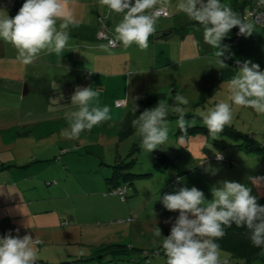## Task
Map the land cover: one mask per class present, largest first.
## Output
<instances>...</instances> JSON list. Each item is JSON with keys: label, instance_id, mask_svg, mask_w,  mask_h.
<instances>
[{"label": "rangeland", "instance_id": "1", "mask_svg": "<svg viewBox=\"0 0 264 264\" xmlns=\"http://www.w3.org/2000/svg\"><path fill=\"white\" fill-rule=\"evenodd\" d=\"M246 9L247 6L245 17ZM104 22L103 19L102 26ZM157 23L165 25L171 22L166 15L160 16ZM131 81L127 87L125 80L122 91L133 99L139 92V84ZM102 92L105 96L117 95L118 81L115 80L112 85L105 84ZM187 99L189 104L183 106L188 110L186 119L189 114L197 115L199 111L213 107L210 101L201 104L195 100L197 98ZM170 100L172 103H168ZM46 101L31 92L23 98L20 109L33 115L58 116V112L66 113L67 108L73 107L64 102L58 105L52 102L53 106H49ZM165 101L169 104V114L176 115L171 112L175 100ZM132 103L129 102V105L132 106ZM74 107L71 111L77 110L78 106ZM193 119L196 125L203 124L202 120L195 118L188 120ZM128 120L130 125L131 120ZM176 120V116L168 118V141L151 153L141 147L140 138L132 126L127 135L120 138L118 127L112 128L111 122H105L97 134L81 133L79 139L69 140L62 135V131L69 127L68 122L61 119L47 124L39 141L23 138L0 148V160L15 159L18 152L26 150L27 154L19 157L21 161L30 154L29 148L32 147L34 155L40 157L39 160L28 161L30 164L25 166L28 177L22 176L19 169L11 167V164L5 169V178L0 173V183L3 182L0 184V236L4 235L3 232L19 228L21 236L30 233L34 239L41 241L37 245L40 256L37 264H148L149 260L151 264H166L163 252L155 255L158 250L162 251L160 245L164 237H154L153 228L157 224L162 235L167 236L171 225L164 221L169 217L174 219L178 212L164 209L159 199L163 194L173 193L181 186H195L204 192L206 199H211L212 187L228 180L245 184L252 188L253 195L264 197V188L257 189L250 180V177L264 176V149L260 153H244L228 137L218 134L213 139L205 132L187 136L185 145L180 146L179 136L175 133L178 129ZM255 126L260 131L258 134L264 135V115L250 122V129ZM256 135L253 134V137ZM205 141L211 147H203L200 151L208 157L206 164L220 169L215 176L206 173L200 166L198 149ZM254 145L264 148V144L258 142ZM133 147L138 149L133 150L135 163L130 169L136 174H147L135 175L132 184L127 187L126 197L108 195L104 176H108L111 169L101 161L113 163L116 155L125 159ZM215 151L223 154L222 161L215 159ZM41 158L44 160L40 161ZM61 185L62 188L58 189ZM55 187L64 192L49 193V188ZM129 219L134 222L129 223ZM113 243H125L141 251H132L121 259L89 260L95 248ZM81 252L82 256L79 255ZM221 256L227 257L230 264L243 262L224 250H221ZM248 264H264V258H256Z\"/></svg>", "mask_w": 264, "mask_h": 264}, {"label": "clouds", "instance_id": "2", "mask_svg": "<svg viewBox=\"0 0 264 264\" xmlns=\"http://www.w3.org/2000/svg\"><path fill=\"white\" fill-rule=\"evenodd\" d=\"M99 3L107 7L109 15L122 14L109 44H120L125 49L135 44L142 51L148 49L149 37L158 35L156 25L160 10L171 6V0H99ZM176 9L203 27V40L214 49L213 55L221 68L227 67L225 62L231 57L230 46L223 43L224 38L234 27L239 29L238 35L252 36L258 20V16L257 20L252 19L254 12L250 11L247 17H242L221 0H178ZM256 9H264V0H256ZM2 10L0 39L12 44L17 50V59L23 65L33 63L42 52L61 56L68 48L69 26L77 23L68 7V0H24L11 17ZM236 63L239 67L228 82L227 100H221L206 111L197 113L213 139L225 126L232 124L233 105L264 115V70L250 60ZM92 72H89V76ZM100 96V90L91 86L75 89L70 99L78 108L64 114L69 125L68 129L62 131L64 137L77 140L82 132L112 119L110 107L101 104ZM138 99L140 97L133 99L131 110L134 113L139 109L135 103ZM188 104L185 96L177 94L171 107V112L177 115L176 124L182 133L178 138L180 146L187 142L188 129L196 126L194 119H186L188 110L183 106ZM169 110V104L160 100L131 121L145 152L151 153L167 143ZM255 139L264 144V135L257 134ZM206 146L207 141L198 149L200 166L206 173L215 176L220 169L206 164L208 157L200 151ZM214 155L217 161L224 159L219 151H215ZM250 180L257 189L264 188V176L250 177ZM211 195V199H206L204 192L195 186H181L159 198L164 209L178 212L174 219L169 217L164 221L171 225L167 236L162 235L157 224L153 228L154 237H164L160 248L167 258L166 264H230L227 257L221 256L217 241L223 239L226 230L233 225L247 230L246 235L253 247L264 249V205L258 203L252 188L224 180L219 182L218 187H212ZM128 222L133 223L134 220L129 219ZM40 243L30 233L21 236L19 228L4 233L0 236V264H37L40 260L37 245ZM155 255L159 256L160 251ZM148 264H151V260Z\"/></svg>", "mask_w": 264, "mask_h": 264}, {"label": "crops", "instance_id": "3", "mask_svg": "<svg viewBox=\"0 0 264 264\" xmlns=\"http://www.w3.org/2000/svg\"><path fill=\"white\" fill-rule=\"evenodd\" d=\"M237 1L221 0L233 9ZM23 2L24 0H0V8L9 15L12 7L19 9ZM177 2L178 0H171V6L164 8L168 11L171 23H157L158 35L149 37V47L143 51L135 44L125 49L120 44L113 46L108 43L122 14L109 15V10L99 0H68V7L77 23L69 26V46L61 56L42 52L33 63L25 66L17 59V50L12 44L0 39V148L15 144L23 138H35L39 141L47 124L57 119L66 120L65 111L58 112V116L22 112L20 105L23 98L31 92L46 99L49 106L58 105L59 102L69 105L72 104L70 98L77 87L91 86L102 92L105 84L112 85L117 80V95L105 96L102 92L100 96L101 104L108 105L111 109L112 119L105 122H111L114 128L122 122L126 111L132 107L129 102L135 98L131 99L127 92L122 91L125 80L127 87L131 80L139 84L136 97L140 99L136 103L147 95L165 91L168 100H175V96L180 94L186 98H197L195 100H199L201 104L210 101L214 106L221 100H227L228 82L238 71L237 61L250 60L264 70V26L255 24L252 36L241 35L238 41L227 44L230 46L231 57L225 62L227 67L221 68L213 55L214 49L203 40V27L179 12L176 9ZM2 9L0 13L3 12ZM103 19L105 22L102 26ZM90 71L93 72L89 76ZM122 71H125L123 75ZM25 89L26 93L23 95ZM119 101L122 103L118 106L116 102ZM168 103H172L171 100ZM127 105L131 106L128 110ZM73 107L67 108V112ZM232 107L234 115L231 125L246 134L251 132V136L260 132L256 126L250 129L249 124L263 115H257L250 108L236 105ZM101 127L100 124L82 133L97 134ZM23 131L26 133L22 134ZM222 136L225 137L221 134ZM235 143L233 141V145ZM33 148H29L30 154L21 161L19 157L27 154L26 150L18 152L15 159L0 160L1 175L5 178V169L11 164V167L19 169L22 176L28 177L25 166L40 158L34 155ZM42 160L44 159L41 158L40 161ZM13 161L16 163L12 164ZM60 188L62 185L58 187ZM52 192L58 194L64 191L57 190L56 187L49 188V193Z\"/></svg>", "mask_w": 264, "mask_h": 264}, {"label": "trees", "instance_id": "4", "mask_svg": "<svg viewBox=\"0 0 264 264\" xmlns=\"http://www.w3.org/2000/svg\"><path fill=\"white\" fill-rule=\"evenodd\" d=\"M251 1L247 0H238L234 5V11L240 13L242 17L244 16L245 8L247 6V16L251 9L254 8L256 0ZM18 11V8L12 7L10 9L9 16H14ZM259 26H264L256 23ZM239 29L233 28L227 37L223 40L226 44H231L240 38L241 35H238ZM167 99V94L165 91L157 92L151 95L145 96L141 99L137 104L139 105V109L136 113L132 111H128L126 113L124 119L120 123L117 129L118 136L120 138L127 135L129 130H131L132 124L128 125L127 122L130 119L131 121L135 119V114H140V112L144 111L145 109H149L154 107L158 101ZM177 115L169 114L168 118L174 117ZM195 118L196 120H201L198 115L196 114H189L187 119ZM130 121V122H131ZM200 133H208L207 128L202 125H196L194 127H190L188 129V135L191 134H199ZM18 133V132H17ZM26 133V131L21 132ZM177 136L182 135L180 129L178 128L175 132ZM225 135L232 141H236L234 146L241 147L239 149L243 150L246 153H260L263 151L262 146H256L254 143H257L255 138L245 132L235 128L233 125L225 126L224 130L220 133ZM227 134V135H226ZM138 147H133L132 151L128 153L125 159L121 158L119 155H116L115 161L113 163H106L105 161H101L102 164L109 166L111 172L108 176H104L105 184L107 185L108 195L118 194L120 196L126 197L127 196V187L129 184H132V179H134L135 175H142L147 173H139L136 174L132 172L130 169L133 163H135V157H132L133 150H137ZM128 158V159H127ZM258 203L260 205H264V197L258 198ZM226 235L223 239L217 241L220 244L221 250L226 251L232 257L237 258L238 260H242V264H248L251 261L255 260L256 258H264V249L253 247L250 240L248 239L246 233L247 230L245 228H237L233 225L231 228L226 230ZM132 251L140 252L141 249L135 246H129L125 243H113V244H103L98 246L94 249L93 254L90 256L89 260H101L103 258H107V260L113 259H121L122 256L129 255ZM159 251V250H158ZM163 252V251H160Z\"/></svg>", "mask_w": 264, "mask_h": 264}, {"label": "built area", "instance_id": "5", "mask_svg": "<svg viewBox=\"0 0 264 264\" xmlns=\"http://www.w3.org/2000/svg\"><path fill=\"white\" fill-rule=\"evenodd\" d=\"M251 11L252 12H254L255 13V15L252 17V19L253 20H257V16H258V20H257V22L256 23H258V24H260V25H263L264 24V15H259L260 13H264V9H256V3H255V5H254V8L253 9H251ZM160 12H161V14H160V16H166V15H168V11L166 10V9H164V8H162L161 10H160ZM103 37H106L105 35H103ZM109 40L110 39H108V43H109ZM121 103L122 102H116V105H121Z\"/></svg>", "mask_w": 264, "mask_h": 264}, {"label": "water", "instance_id": "6", "mask_svg": "<svg viewBox=\"0 0 264 264\" xmlns=\"http://www.w3.org/2000/svg\"><path fill=\"white\" fill-rule=\"evenodd\" d=\"M25 93H26V89H25V90H23V95H25Z\"/></svg>", "mask_w": 264, "mask_h": 264}]
</instances>
